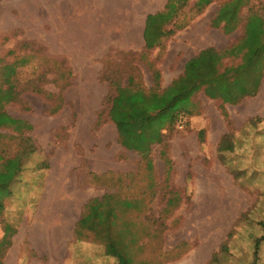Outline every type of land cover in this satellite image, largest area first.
<instances>
[{"label":"rangeland","instance_id":"1","mask_svg":"<svg viewBox=\"0 0 264 264\" xmlns=\"http://www.w3.org/2000/svg\"><path fill=\"white\" fill-rule=\"evenodd\" d=\"M196 1L168 26L174 33L161 47L134 50L126 46L139 48V33L133 39L128 33L58 31L54 28L64 26L50 24L47 15L32 23L19 13L17 0H0V89L16 93L4 110L30 127L0 128V153L23 160L0 209V264H118L106 253L105 226L97 235L75 232L96 198L117 214L111 237L127 244L131 264H193L202 250L205 264H264L261 118L235 128L232 116H239L238 110L200 91L192 98L191 114L182 113L163 131V143L144 158L120 144L108 117L106 98L128 77L149 90L159 71L163 90L182 75L183 37H176L177 28L197 18ZM230 1L213 2L222 7ZM242 6V19L230 36L220 26L204 30H213L220 45H238L252 12L264 20V0H243ZM111 42L123 47H109ZM223 63L224 68L240 65L242 55ZM208 183L215 185V206L206 208ZM49 193L56 196L53 208ZM233 203L235 210L228 209ZM224 209L229 216H221ZM47 212L48 222L42 219ZM65 216L58 246L39 245L35 230H59ZM7 230L9 245L2 242Z\"/></svg>","mask_w":264,"mask_h":264},{"label":"trees","instance_id":"2","mask_svg":"<svg viewBox=\"0 0 264 264\" xmlns=\"http://www.w3.org/2000/svg\"><path fill=\"white\" fill-rule=\"evenodd\" d=\"M190 0H169L167 13L150 15L144 33L145 49L153 50L160 46L166 37L174 31L177 11L185 8ZM214 0H199L195 8L200 14ZM243 0H233L222 6L214 27H223L225 34L233 33L240 24V9ZM197 14V15H198ZM242 19V18H241ZM185 27V26H183ZM181 27V28H183ZM231 50V52H230ZM229 51L221 52L215 48L201 51L186 62L184 72L171 84L160 90V73L155 71V88L149 90L134 85V78L128 77L125 85L116 86L106 98L108 117L115 124L120 144L131 151L138 152L147 158L155 144L163 143V131L172 128L182 113L191 114L189 106L198 92L213 100H221L224 104L236 105L245 97L255 96L264 77V20L258 13L249 15L246 21L245 37ZM243 53L242 63L224 68L227 54L238 56ZM13 73L15 67L10 66ZM16 99L14 90L0 89V128L13 127L20 131L22 127L30 128L22 120L15 119L4 110L5 104ZM3 136L0 134V142ZM22 158L9 157L0 153V209L4 207V199L12 194L11 185L19 177L23 167ZM105 200V199H103ZM93 199L87 205L89 214L77 223L75 232L81 236L85 230L99 233L105 226L107 233L106 253L117 259L118 264H131L128 258L127 244L124 240L112 239L111 227L116 224L117 214L113 208L104 209L105 203ZM102 209H104L102 211ZM11 232L6 231L3 243L10 244ZM6 241V242H4Z\"/></svg>","mask_w":264,"mask_h":264},{"label":"crops","instance_id":"3","mask_svg":"<svg viewBox=\"0 0 264 264\" xmlns=\"http://www.w3.org/2000/svg\"><path fill=\"white\" fill-rule=\"evenodd\" d=\"M199 1V0H197ZM197 1L194 3H197ZM169 0H17V9L19 13L28 19L31 18L30 22L39 23L37 18L43 15H47L48 22L50 24H61L63 28H54L58 31H69V32H109V33H128L131 34V38L137 37L138 33L141 38V45L139 48H134V45L130 43L126 46L127 49L140 50L145 45L144 33L147 27L148 17L150 15H163L167 13ZM222 7L217 3H210L205 5L197 18L194 19L189 25L183 28H177L178 34L183 37L182 46L178 49V55L182 53L184 63L182 67V74L184 72V66L186 62L197 56L201 51L208 48H215L218 51L226 52L231 49L226 44H219L217 39L219 38L217 34L207 33V27L215 23L219 11ZM33 10H38L35 12ZM184 8H180L177 11V17L183 15ZM177 24V23H176ZM225 22L220 24V29L222 34L230 36V34H225L224 27ZM192 29V30H189ZM34 30H40V28H34ZM192 31V35L190 33ZM215 31V29H214ZM116 48L123 47L117 42H111L108 45ZM231 52V50H230ZM240 55L243 56V53ZM232 55H228L224 60H228ZM177 78V77H176ZM213 100V99H212ZM227 107L236 108L235 113L232 116L233 126L235 128L241 129L246 124L251 123V119L255 117L261 118L258 124V132L264 131V77L261 80L259 89L255 96L245 97L240 103L225 104ZM238 108V109H237ZM243 117V119H242ZM214 131H210L209 135L213 137ZM219 145V141H217ZM215 185L208 183L205 189L206 201L204 200L206 208L215 206L212 195L215 194ZM229 201L232 199L228 197ZM203 203V204H204ZM237 207V203L229 205L227 208L234 209ZM235 210V209H234ZM229 210L224 209L221 212L222 217H227L230 215ZM225 220L221 218V221ZM218 223V221H216ZM205 250L195 255L193 264H205ZM200 260L202 262H200ZM177 261V260H175ZM169 264H184L182 261L173 262Z\"/></svg>","mask_w":264,"mask_h":264},{"label":"bare ground","instance_id":"4","mask_svg":"<svg viewBox=\"0 0 264 264\" xmlns=\"http://www.w3.org/2000/svg\"><path fill=\"white\" fill-rule=\"evenodd\" d=\"M58 185H59V181L57 182L56 186H58ZM51 188H52V186H51ZM54 188H52V189H54ZM57 188L59 189L60 187H57ZM54 198H56V196H51V193H49V196H48V201H49L48 207L51 206L53 208V206L55 205ZM50 209H48V210L51 211ZM67 217L68 216H65V217H63L61 219V223L63 225L59 228V230H57L56 228H54L52 226H49L48 228H46L47 232H46V230H45V232H39V231L35 230V234L37 236V243L39 245H41V246L48 245L50 248L57 247L58 246L57 244H59V241L64 237V235H63L64 230L63 229H64V227H65V225L67 223ZM42 219L44 221H46V222L49 221L50 217L48 215V212L46 214H43V218Z\"/></svg>","mask_w":264,"mask_h":264}]
</instances>
